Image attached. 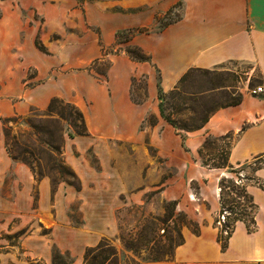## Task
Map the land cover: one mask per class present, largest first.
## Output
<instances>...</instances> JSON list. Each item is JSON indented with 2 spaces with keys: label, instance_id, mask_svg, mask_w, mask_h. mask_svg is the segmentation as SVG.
<instances>
[{
  "label": "crops",
  "instance_id": "crops-1",
  "mask_svg": "<svg viewBox=\"0 0 264 264\" xmlns=\"http://www.w3.org/2000/svg\"><path fill=\"white\" fill-rule=\"evenodd\" d=\"M136 29L145 31L129 41L118 36ZM131 47L149 59L133 58ZM246 62L264 80V0H0V119L45 110L59 98L83 113L87 128L65 142L76 182L37 177L1 142L0 264H54L58 254L83 264L86 251L116 231L125 198L144 196L131 191L153 163L148 147L172 173L160 187L164 200L200 228L182 230L173 264H264V165L256 167L264 162V94L243 92L241 103L219 107L193 131L177 130L159 108L160 89L170 92L189 70ZM225 136H232L229 166L204 165L207 139ZM127 146L137 152L128 173L118 153ZM91 150L100 169L87 159ZM240 174L255 228L238 220L223 249L221 182Z\"/></svg>",
  "mask_w": 264,
  "mask_h": 264
},
{
  "label": "rangeland",
  "instance_id": "rangeland-1",
  "mask_svg": "<svg viewBox=\"0 0 264 264\" xmlns=\"http://www.w3.org/2000/svg\"><path fill=\"white\" fill-rule=\"evenodd\" d=\"M181 8L180 6V9L176 11V17H180ZM171 19L174 18L171 17ZM166 23L169 21H162V25ZM106 66L107 63L97 65L98 69L103 70ZM246 70H249V74H242ZM182 86L193 94L187 96L184 102L176 101V105L182 107V110L179 113L174 111L173 118L179 123L185 120L188 130H193L200 126L199 119L209 117L213 111L230 103L236 96L237 89L242 93L254 94L253 90L257 87H264V80L254 63H232L220 66L209 75L198 72L196 69ZM219 86L227 88L211 91ZM66 103L68 102L59 100L52 112L48 111V108L34 110L28 116H18L14 123H4L3 118L0 119V144L3 141L6 144L5 129H9L13 144L17 142L22 146L29 145L30 153H26L25 156L29 158L37 177H40L41 172L55 180L67 178L73 182L66 171L63 173L58 171L61 169L59 166H68L64 154L65 142L69 137L78 135V129L74 125L81 124L77 111L67 107ZM60 112H65L67 115L71 113L70 119L62 118ZM146 126L148 127V124ZM48 143L57 149L56 154L51 152ZM229 147V141H219L211 137L205 151V159L211 164H217L220 154L223 150L228 151ZM148 149V153L153 157V163L143 168L141 175H138L140 184L131 191L132 193L144 191V196L137 203L131 202L128 198L124 199L123 206L117 211L116 231L103 238V245L90 253L87 264L91 263L94 256L106 251L109 254L104 264H173L175 248L183 241L182 230L186 227L193 228L196 223L187 214L177 212L175 204L164 200L160 187L172 173L158 158L156 151L151 147ZM118 153H121V158L124 159L121 161L125 164L126 172H132L130 157H135L137 152L127 146L118 148ZM87 159L91 165L100 169L99 160L92 150L88 152ZM118 165L115 161L114 164L111 163V168L116 169ZM12 179L13 174L9 173L6 180L7 188H11ZM234 185L229 182L223 183L225 208L228 209L230 206L234 208L235 213L229 211L232 219L238 215L252 221L255 206L251 199L240 194L241 186ZM77 207L78 203H75L73 208ZM75 216H78L77 212ZM77 219L80 220L78 217ZM10 243H17V241L11 239ZM17 254L21 257L19 253ZM63 260L69 262L70 259L64 255ZM29 264H31L30 261Z\"/></svg>",
  "mask_w": 264,
  "mask_h": 264
},
{
  "label": "trees",
  "instance_id": "trees-1",
  "mask_svg": "<svg viewBox=\"0 0 264 264\" xmlns=\"http://www.w3.org/2000/svg\"><path fill=\"white\" fill-rule=\"evenodd\" d=\"M79 1L80 2H83L84 0H79ZM137 30L139 32L145 31V30H139V29L121 31V32L118 33V36L120 37V39L122 40V42L123 41H129L131 35L134 33V31L136 32ZM128 53L133 58H135V59H137L139 61H146V60L149 59V57L145 53H143V51L140 48H138V47H131V48H129L128 49ZM218 68L219 67L214 68L213 71L206 70V69H197V71L209 75V74H212L213 72H215ZM195 71H196V69L189 70L181 78V80L179 81L178 85L173 90H171L170 92L165 93L161 89L159 91V100H160L159 108H160V111H161V115H162V117L168 123H170L177 130L193 131V130H196V129H200V128L204 127V125L206 124V122L208 121V118H209V117H203V118L199 119L200 126H198L197 128H195L193 130H188V126H187V123L185 122V120L183 121V123H181V122L179 123L178 121H176L173 118L174 111H176V113H179L182 110V107L176 105V101L184 102L185 101V98L187 96H191L193 94L192 92L186 91L185 88L182 86V84ZM242 74H245V75L249 74V70L243 71ZM225 88H227V87L226 86H219V87L213 88L211 91L214 92V91H218L220 89H225ZM234 88H235V86H234ZM237 91L238 92H237L236 96L234 97V99H232V101L230 103H228L227 105H237V104H239V103L242 102L243 93L239 89H237ZM59 100H61V99L54 98L51 101V104L48 107V111L52 112L54 110L56 104L59 102ZM63 101L64 100H62V102ZM66 106L69 107V108L72 107L73 109H75L77 111V114H78L77 116L80 118V121H81L80 123L81 124H80V126L77 125V124H75L74 126H75V128L78 129V135H85L86 132H87V128H86L85 117H84L83 113L77 107H75L74 105H72L70 103H66ZM60 113H61L60 115L62 116V118H64L65 120H69L70 117H71V113H69L68 115L65 112H60ZM16 118L17 117H14V118H6V119H3V121H4V123H12V122L14 123L15 120H16ZM149 120H150L151 123H155L156 122V119H155L154 116H151L149 118ZM71 137H73V136H71ZM5 138H6V149H7L8 153L10 154V156L12 157V159L15 160V161H19V162H22V163L27 164L31 168V170L34 172V174H36L35 169H34L33 165L31 164L29 158H27V156H25L26 153H30V149H29L30 147H29V145L22 146V145H20L17 142H14V144H13L11 142L12 140L10 139V131H9V129L8 130L5 129ZM210 138L211 137H209L207 139L206 143L203 145V147L200 150V155H201L203 164L206 165V166L215 167V168H225V167H228L229 166V150L228 151L223 150V152L220 154V157H219V163H217V164H211L209 160H206L205 159V151H206L207 145H208V143L210 141ZM228 138H232V136H225V137L217 138V140H219V141H225ZM48 145L50 147L51 152H53L54 154H56L57 153V149L53 145H51L50 143H48ZM262 165H264V162H259L256 165V167H260ZM59 167L61 169H63V170L59 169L58 170L59 173H63V172L66 171V174H68L76 182L77 176H76V174L72 171V169L69 166H65V167L59 166ZM39 176H44V175L40 172ZM225 182H229L231 184L238 185V184H236L235 179H233V180H227V179H225V180H223L221 182V203H222V210H221L220 215H222L224 212L230 213L229 211H231V213L232 212L235 213L234 208H232L231 206L228 209L225 208L226 201L224 199V187H223V183H225ZM260 185L263 186L262 184H260ZM239 186H241L240 194H242V196H245L246 198L251 199V197L247 194L245 187H243L242 184L239 185ZM237 188H239V187H237ZM251 201H252V199H251ZM252 203H253V201H252ZM253 205H254V203H253ZM255 211H256V209H255ZM231 213L230 214H227V216H226V223L221 226L222 228H221V233L219 235V241L221 242L223 249H225L227 247L228 239L231 236V233H232V230H233V226H234V224L238 220H244V221H246L247 222V225H248V229L250 231L254 230V228H255V219H254L255 213H254V216H253L252 221H248L245 217H241V216H238V215L232 219L231 218ZM218 222H219V217H218V220H217V224H218ZM191 229H192V231L195 234H199V232H200V228H199V226H198L197 223H194L193 228H191ZM102 245H103V243L101 241L100 244L97 247H95V248H89L86 251V254H85V264H87V260H88V257L90 255V253L93 252V251L98 250L99 248H101ZM108 254L109 253H107V251H106V252H103V254H101V255L99 254L97 256H94L91 259V263L90 264H104L106 262V260L108 259ZM100 256H101V258H100ZM68 263L69 262H66V261H64L62 259V256L60 254L55 255V257H54V264H68Z\"/></svg>",
  "mask_w": 264,
  "mask_h": 264
},
{
  "label": "built area",
  "instance_id": "built-area-1",
  "mask_svg": "<svg viewBox=\"0 0 264 264\" xmlns=\"http://www.w3.org/2000/svg\"><path fill=\"white\" fill-rule=\"evenodd\" d=\"M254 94L258 93H264V87H257L255 90H253ZM243 174H240L238 178L235 179L236 184L241 185L243 183ZM227 212H224L222 215L219 216V222L218 225L222 226L226 223V216Z\"/></svg>",
  "mask_w": 264,
  "mask_h": 264
}]
</instances>
